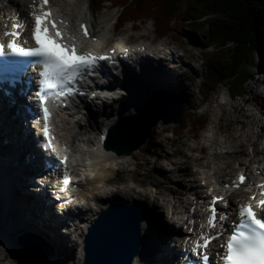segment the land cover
I'll use <instances>...</instances> for the list:
<instances>
[{"label":"bare ground","instance_id":"bare-ground-1","mask_svg":"<svg viewBox=\"0 0 264 264\" xmlns=\"http://www.w3.org/2000/svg\"><path fill=\"white\" fill-rule=\"evenodd\" d=\"M10 1H13V3L16 6H18V8L21 10L23 15H26L27 10L30 7L27 5V3H29L27 0H10ZM64 1L65 0H63V2ZM67 1L70 2V6H73L71 9L73 11V13L71 15L73 17H76V16H81V14H83V16L88 17L93 24L94 33L97 34V37H99L100 40H102L103 42L106 41L108 38L107 33L112 31V29L109 26L110 24L108 22H105L104 27L102 29L103 31L102 30L98 31L97 28H95V23L97 20L93 14H91V16H90L87 12H85L82 7L77 5L78 2H76V0H73V2H71L72 0H67ZM30 3H32V2H30ZM74 11H76V12L74 13ZM132 28H135V25H133ZM124 31H126V30L124 29ZM143 35H145V34H143ZM138 36L141 38L142 35H138ZM128 37L130 39V38H132V35H129ZM137 44L140 47H141V45L147 46L146 52L152 53L153 55L159 54L162 52L163 49L168 48L167 46L163 45V42H160L159 44H156V45H154V44L151 45L148 42H141V43L139 42ZM173 44H174V49H175V53H176L175 56H177L179 58V60L182 62V66L185 67V70L181 71L178 68H176V66H177L176 62L170 63L169 66L163 64L162 69H158V70H156L155 68L153 70L149 66L150 67L149 68V70H150L149 75L151 76L150 78L148 75H142L139 73V71H135V73L138 75V77L141 78L140 83L136 79L137 75H131V73L127 74L126 79L124 81L126 84L131 86V88H132V90L130 92L131 94L128 96H124V95L119 96L116 100H114L115 102L120 101V103L117 104L116 106H114L112 104L109 105L107 103L105 105V108L101 110L100 115H104L105 117H109L108 114L106 116L107 110L109 111L108 113L110 116H114V115H118V114L128 115V114L135 113L136 111L138 112L139 110H141L143 108L144 105H146L148 95H146V94L142 95V92H144L143 90H145V88L147 86L152 87V88L153 87L154 88H160V87L165 88L168 92L174 94L176 97L183 99V97H182L183 94L188 92V90L190 89V86L192 85V80L190 78L191 75H190L189 71H191V70L193 71L194 67L188 62L189 55H187V53H185V51L182 49V47H181L182 45L181 46L179 44L177 45L174 42H173ZM109 47H111V46H109ZM260 60H261V64H262L263 59L260 58ZM148 65H153V63L147 64V66ZM119 86H121V85L119 84ZM218 105L220 106V103ZM263 111H264V108H263ZM9 114H10L9 112H4V110H2L0 108V133L2 136L7 137L8 140H10V139L12 140V143H11L12 146L10 148L11 149L13 148V151H11V150L5 151L6 154H4L3 151L2 152L0 151V157L4 156L2 158V161H4L5 167L7 169L6 174L8 173L7 175L11 178L10 180H8L6 177L0 178V184L1 185L7 184V188H9V186H11L14 182H15V185L17 187L24 185L23 183L26 181L25 178H26V172H27L26 166L28 165V164L24 163V159H23L24 155L26 154V147H28V146H26L27 143L24 142L23 135L20 133V131L17 128L16 123L14 122L13 119H11ZM91 116H92L91 119L89 121H86V123L84 122L82 125L83 127H81L84 129L83 132H81L82 130L77 129L76 125L71 126V125H69L68 122H64L62 124L63 126H66V127L70 128V130H72L71 134L69 135L70 138L67 139V143L69 144L68 146L70 148H72V151H74L75 153H78L80 156V159H78L80 161V166L85 167V170H86V172L84 173V178H87L86 175H87L88 170H90L91 166L97 167V169H99L100 172L103 173V172H106V169L107 170L109 169V166H110L109 164L115 165L114 163L117 160H121V161H119L120 165L118 166L121 169H123V167H122V164L124 165L123 162H127L129 158L136 160L133 165H136V167H137L136 162L140 161L138 159V157H140V152L143 150L145 145L138 150L132 151L129 155H124V156L116 155L113 151L108 150V149L99 150L100 144L98 143L97 136L94 135L95 134L94 131H96V129H98V131H99L98 133L101 132L100 129L98 128V123H100L102 126H104L103 130H105V129L109 130V127H110V124L112 121L110 119L109 121H107L105 123L104 122L105 117H103L102 120H96L94 118V115H91ZM217 119H218V117H217ZM220 119H218V120H220ZM168 126H174V123H169L167 125L157 124L154 126L155 132L159 133V131L163 130V127H168ZM85 135H87V138L89 139V143L91 144L90 147L92 148V151H86L85 152V151L78 149L79 144H77V141H79L80 138L85 137ZM260 139H262V140L264 139V124L262 126L256 127L255 135H253L252 139L249 138V143L254 146L257 156L263 154V151H264V146L263 145L260 146V144H261L259 142ZM233 141H234V143H233V145H231V148L225 150L222 153V156L224 157V156H227L229 154H234L232 156V158H233V160L238 161L239 168L240 169L247 168L246 167L247 164L245 162L239 163L238 157H241V155L243 154V151L240 152V155H238V156L236 155L237 151L240 150L242 147L237 146L236 140L233 139ZM146 142H147V140H146ZM210 142H211V144L219 145V146L222 144V142L219 141L214 136V134L211 136ZM184 143L187 144V141L185 140ZM31 146H32V144H31ZM35 147L37 149H39V147L36 144H35ZM156 147H157V145H156ZM190 148H192L194 150L197 148V146H196V144L192 143V144H190ZM201 150H202V148L200 149L199 152H201ZM162 152H164L162 154V156H161V154H158V153L155 154L156 153L155 152L153 154V160L151 159L152 161L148 160L145 157V161H143L142 164L143 165L150 164L145 172H147V173H149V172L150 173H159V174H161V177H164V178L170 180L171 182H173V183H170L168 185H165L167 187L166 188L167 195H171L172 191H175L177 189L176 180H178V182L187 180L186 179L187 173L183 172L184 169L182 170V166H181L184 162H181V161L179 162L178 160H173V157L177 156L179 153L182 154L183 158H187L188 155L187 154L185 155L183 152H180L179 150L176 151L174 149L171 150L170 152H166L163 149V147H162ZM177 152H179V153H177ZM70 157H71V155H70ZM161 157L162 158L164 157L165 160H169V165H168L169 168L168 169H167V167L164 166V163L163 164L157 163ZM88 158L91 160L88 162H85ZM127 164H129V163H127ZM0 165L2 166L1 159H0ZM228 168H230V163L226 164L225 168L223 167L222 170L224 171V169H228ZM233 169H234V167H233ZM230 170H231V168H230ZM227 171H229V170H227ZM171 173H173L174 177L175 176H177V177L172 178V176L170 175ZM230 173H222V176L228 175ZM105 175H102V176L105 177ZM206 177L209 178L208 176H206ZM210 177L211 178H209V179H212V178L217 179L220 177V175H217V176L212 175ZM204 178H205V176L202 179H204ZM189 179H192V178H189ZM82 180H83L82 177H80L78 182L82 181ZM102 180H105V178ZM196 180L197 179L192 180L193 183L192 182H189L187 184L185 183L187 185V187L189 186L188 188L186 187L185 191H188L189 193L195 194L196 197L200 198V199L207 197V194L210 191H208V192L204 191L206 193V195L202 196V195H198V188L204 187V185L211 186V184L207 185L205 182L203 185H197ZM163 181L156 179L157 183H151L149 186L150 187H160V185H164V184H162ZM163 183H165V182H163ZM1 185H0V187H1ZM178 187L181 188V185ZM0 189H1L0 190V195H1L2 194V187ZM89 189H90V193H92V195H93V199L95 201V203H94L95 206H92L91 204H87V203L81 204L80 199L83 198L82 196L79 197V200L77 198V199H74L73 202H71V204H73V203L77 204L78 216H77L76 222L78 223L80 221L83 224V225L82 224L81 225L76 224L78 226V227L76 226V228H75V230H76L75 232L77 233V236H76L77 240H73L71 247H74V245H79L81 247V245H83L84 231H86L87 228L89 227V225L94 221L95 215L98 214L99 212H101L105 206H108L110 203L115 202V200H113V199H111V201H108V200L110 199L111 194H112V196H113V194H116V191H114L112 189L106 190L107 188L103 187V189H101V190L99 189V191H97V194H96V191L94 189H92V187H90ZM83 190H84V188H83ZM213 190H215V186H214ZM182 191L183 190H181V189L179 191V195H181L180 197H181V202H182L179 214H182L185 212V211H182V209L185 208V206L187 204H189L190 206L192 204H194L192 201L190 203H188L190 201L188 199L191 197L183 195L182 193H184V192H182ZM9 193H10V196L12 197L13 193L11 190ZM145 193L149 194V196L154 200V202L155 201L157 202V199L160 198L159 195H161V190H155L154 194L152 192H145ZM95 195H96V197H95ZM208 197H210V196L208 195ZM5 200L7 201L8 205L5 204ZM8 200H10V198L7 199L5 197V195L2 194L0 196V212H1V215L4 212L3 210H6L8 213H10V210H12V211L15 210L17 212V216L20 217V219L23 221L25 226H28L31 229L33 228L34 230H37V231H35L36 233L38 232V233L42 234L44 236V238H47L49 241H51V243H52L51 245L54 248L56 247L55 249L58 250V251H56L57 254L60 253V254H65L68 256V253L66 252V249L63 245L64 243H63L62 237H64V236L66 237V235H69L70 233L66 232V230L56 231L57 230L55 228L56 222L54 221L56 216L50 215L49 206L46 205L47 206L46 207L42 201L35 202V200H30V198L27 197V198H25V200L21 199V201L19 203L20 209L22 210V212H21L20 209H17V207L10 205L11 202H8ZM21 202H22V204L26 203L24 205V207H22ZM97 203H99L101 205H99ZM174 205L175 204L174 203L172 204L170 199H166V198L162 197V204L160 205L162 207V213L159 214L158 212H153L151 214L150 220H151L152 225H148V223L145 221L141 222L140 232H139L140 247H138L137 256L133 259L131 264H171L172 258L170 256V254H174V251H172L171 249H168V245H169V243H172V241L174 243V240L170 237V235H168L169 234L168 229H172V227H173V225H172L173 222L169 220L170 219L169 212L171 211L172 207H174ZM190 206H188V208H190ZM59 207H60V204H59ZM25 211H27V214H25ZM196 215L199 217H202V214L199 210L196 213ZM188 219L190 220L191 216H188ZM2 220L0 222V244L2 245V246H0V264H1L2 259L4 257H6L9 252H12L13 256L15 255V257L13 258L12 261H15L16 259L20 258L19 260H21L22 263L37 264V263H35L29 259H26L25 257L27 256V254H24L21 250H19L20 254L17 253L15 251V249L17 250V248H18L16 244L14 246L13 245L9 246L8 245L9 242L6 241L7 237L9 236V235H7L9 229L11 230V232H15V234L19 233L21 231L20 225L13 223V221L11 223V221H7L6 218L2 219ZM85 220H86V222H84L85 223L84 224L83 221H85ZM7 223H10V227L3 230V226L6 227L8 225ZM29 223L34 225V227L30 226ZM213 245L215 247H218V243L216 241L213 243ZM153 250L157 251L156 252L157 257H155ZM151 251L153 254L151 253ZM79 256H80L79 264H81V260L83 259L81 251H80ZM55 257H56V254L52 258H50L48 264H52L53 262H55V259H54ZM9 264H12V263L10 262Z\"/></svg>","mask_w":264,"mask_h":264},{"label":"rangeland","instance_id":"rangeland-1","mask_svg":"<svg viewBox=\"0 0 264 264\" xmlns=\"http://www.w3.org/2000/svg\"><path fill=\"white\" fill-rule=\"evenodd\" d=\"M27 1L32 2L34 0H27ZM60 1L61 0H53V4L56 7H58V3H60ZM61 2H63V0ZM76 2H78L77 5L82 7L85 12H87L88 14L92 13L95 16V18L97 20L95 25H96V28L98 31L103 29L105 22H108L110 25H112L114 19L116 18L117 14H118L117 12L120 11V9L118 7L110 8L109 3H107V2L104 3L105 7L103 9H101L100 11H98V10L97 11H89L88 10L90 8L89 7L90 0H76ZM28 4L29 3H27V5ZM183 6H185L184 2L181 3L180 7L182 8ZM72 7L73 6H69V5L63 6L62 10L64 12H66L67 15L70 16L73 13V11L71 10ZM75 12L76 11H74V13ZM134 24L138 28L136 31L131 33L132 39L134 41L135 40L142 41V40H145L146 38H149L151 36L156 35V33L154 32V25H153L151 20L145 21L142 23H134ZM130 25H131L130 23H125L117 32H114L115 36H117L119 34V32L122 33V31H124V29L127 32ZM205 29H206V26L202 27L201 30H197L195 28L183 26V24H181V23H175L171 26L170 30L167 31L163 36H158L159 39H164V38L168 37V40L176 43L177 45L178 44L180 46L182 45L181 46L182 49L185 51V53H187V55H189L188 62L194 67V70H193L194 72L192 70L189 71L190 75H191L190 78L192 80V85H191L192 87L190 86V89L188 90V92L184 93L182 97L185 99V98H188L190 96H193V98L195 99V104L198 105V109L196 111H193L194 116L195 117L206 116L208 119L204 129L201 132H199L198 135L194 136V132L188 131V129L184 130L181 134L174 135L172 133L173 126L163 127V130L159 131V133L155 132V127H154L152 129V133H150V135L147 139V142L144 144L145 147L140 152V157H138V159L140 161L136 162L138 168L136 167V165H133L134 162L136 161L134 159L129 158L127 162H123L124 163V165L122 164L123 169L118 167L120 165L119 161H121V160H117L119 163L117 161H115V163H114L115 165L109 164L110 165L109 169L108 170L106 169V172H103V173L100 172V170L97 169V167L91 166L90 170H88V172H87V175H86L87 178H84V173L86 172V170H85V167L80 166V161L78 160V159H80L79 154L75 153L74 151L71 150L72 151V154H71L72 163L69 166V170L72 173H75V175H77V177L79 179H80V177H82L83 180L81 181V184L83 186H85L87 188L92 187V189H94L96 191V194H97V191H99V189L100 190L103 189V187L107 188L106 190L112 189V190L116 191V194H113V196L111 194L110 199L108 201H110L111 199H115L116 197L119 198V195H121L120 191H122V189H125L126 185L130 181H135L138 184L145 185L146 187L144 188L145 189L144 191L148 192V190H150L149 185L151 183H157L156 179L163 181L166 178L161 177V175L158 173H150V172L147 173V172H145L150 164L143 165L142 163H143V161H145V157L148 160L152 161L153 160V154L155 152H156L155 154L158 153V154H161V156H162V154L164 153V152H162V147L166 152H170L171 150L174 149L176 151L179 150L180 152H183L185 155L186 154L188 155L187 158H183L182 154L177 152L179 154L177 156L173 157V160H178L179 162L180 161L184 162L181 166H182V170L183 169L185 170V171L183 170V172L187 173V177H186L187 180L179 181V182H178V180H176V185H178V184H179L178 186L181 185L180 189L183 191H185V189L187 187L186 184L189 182L193 183L192 180H194V179H197L196 180L197 185H203L205 182L207 185H208V183L210 185V183L213 181V179L211 180L209 178H211L210 176H212V175L215 176V175H220V173L221 174L222 173H230L231 171H232V175L234 174L235 171L232 169L234 166H236L238 164V163H236L237 161L233 160V158H232V156L234 154H229V155L223 157V156H221L220 152H221V150H224V149L227 150V149L231 148V145H233V143H234L233 139L231 140L230 144H228V141H226V139L231 136L234 128L237 127L234 123H230V121L233 118H235V119L239 118L240 113L237 112L236 103L234 101H229V98H228L229 91L227 88V84H224V83H220L217 85L216 89L210 93V96H208L207 101H202V97L200 95V92H201L202 82H203V78L205 76L206 70L204 68V63L202 61L203 58H202V54H201V49H202V44H203V40H204L203 35L205 32ZM143 34H145V36H146L145 39L142 37L141 38L138 37V35H143ZM107 35L111 36L112 33L109 32V33H107ZM260 58L263 59L262 64H261ZM253 67L256 70L259 68L261 70V72L264 73V48L262 49V51H260L259 53H256L254 55L253 65H251L248 68V70L252 69ZM183 68L184 67H182V69L180 68L181 71L183 70ZM262 73L260 76H263ZM253 79H255V78H253ZM253 79H250L248 81V84H249L248 90L251 89V85L254 84ZM256 89H257L255 92L256 94L254 96L261 97V98L264 97V87L260 86L259 88H256ZM143 91H144L143 92L144 94H149L150 93V87L147 86L145 88V90H143ZM247 96H248V92L245 93V97H247ZM228 102H230V103H228ZM119 103H120V101L113 102L112 105L116 106ZM219 103H220V106L218 105ZM237 103L238 104L241 103V100H238ZM246 103H247V105H250V103H252L253 106L256 107L255 105L257 102H255L254 97H253L250 101L247 100ZM259 107H260L259 109L264 108V101L259 104ZM108 112L109 111L107 110L106 116L108 114L109 117H105L104 115L100 116L99 113H95V112L93 113V115H94V118L96 120H102V118L105 117L104 118L105 123L107 121H109L110 119L114 121L119 115L118 114V115L110 116ZM255 116L257 118L258 117L260 118V115L255 114ZM217 117H218V119H220V118L221 119L218 120ZM256 121H258V119ZM79 122H81V121L79 120ZM157 124L160 125L161 123L159 122ZM76 126H77V129L84 131V129L81 128L83 126H80V125H76ZM103 127L104 126H102L100 123H98V128L100 130H102ZM71 131L72 130H70V131L64 133V135H62L63 138L61 139V141L65 142V144L67 142V139L70 138L69 135L71 134ZM96 131H98V129H96ZM58 133L61 134L60 131ZM213 134L219 141L222 142V144L220 146L211 144L210 139H211V136ZM185 140L187 141V144L184 143ZM260 140H259V142L261 143L260 144V146H261L263 142H262V140L261 141ZM192 143L196 144V146H197V148L194 150L192 148H190V144H192ZM155 144L157 145V147ZM201 148H202V150H201V152H199ZM251 151L252 150H250V149H248L245 152L243 151V154L241 155V157H238V158L239 159L243 158L242 162L247 163L246 162V160H247L246 155H251ZM236 155L237 156L240 155V152H237ZM160 159L157 163H160V164L164 163V166L167 167V169H168L169 168V166H168L169 160H165L164 157L163 158L161 157ZM90 160L91 159L88 158L85 162H88ZM127 163H129V164H127ZM228 163H230L231 170H230V168L224 169V171L220 169V167L225 168V165ZM227 170H229V171H227ZM102 175H105V177H103ZM170 175L172 176V178H174L173 173H171ZM204 176H205V178L202 179ZM206 176H208L209 178H207ZM104 178H105V180H102ZM189 178H192V179H189ZM163 182H165V183H163ZM163 182H162V184H164V185H168L170 183H173L168 179L164 180ZM117 185H119L118 188L116 187ZM205 186L206 185H204V187ZM209 188H210V186H209ZM209 188L205 187L204 189L207 190ZM95 197H96V195H95ZM80 200H82L81 204L84 202H87V204H91L92 206H95L93 197H90L88 199L84 198V200H83V198H81ZM97 204H99V203H97ZM99 205H101V204H99ZM98 214H96L94 218L98 217ZM84 222H86V220L83 221V223ZM22 227H25V226L20 225V228H22ZM26 229L27 228H23V230L27 231L28 233H32L35 236L40 237L37 233H34V231L26 230ZM3 230H5V229L3 228ZM84 233H85V231H84ZM6 241L9 242L8 243L9 246H11V245L14 246L15 245L14 235L8 236ZM65 243L71 244L73 242H70V241L66 242L65 241ZM71 245L69 247H67V249H66L68 252L66 263L67 264H79V262H80L79 261V259H80V256H79L80 255V246L74 245V247H71ZM0 246H2V245L0 244ZM15 251L17 253L20 252L18 248H17V250L15 249ZM14 257H15V255L13 256V253L9 252L7 254V256L2 259L1 264H9L10 262L12 264H27V263H22L21 260H19L20 258L16 259L15 261H12ZM29 260L33 261L32 259H29ZM52 264H57V263L53 262Z\"/></svg>","mask_w":264,"mask_h":264},{"label":"trees","instance_id":"trees-1","mask_svg":"<svg viewBox=\"0 0 264 264\" xmlns=\"http://www.w3.org/2000/svg\"><path fill=\"white\" fill-rule=\"evenodd\" d=\"M106 2L122 6L118 25L151 20L161 35L175 23L197 30L206 26L201 49L206 70L202 101L220 83L227 84L232 96L242 93L254 55L264 48V0H90L96 10ZM182 2L185 6L181 8ZM185 100L186 111L172 132L178 135L188 129L196 136L208 119L194 116L198 105L193 96Z\"/></svg>","mask_w":264,"mask_h":264},{"label":"snow or ice","instance_id":"snow-or-ice-1","mask_svg":"<svg viewBox=\"0 0 264 264\" xmlns=\"http://www.w3.org/2000/svg\"><path fill=\"white\" fill-rule=\"evenodd\" d=\"M40 3L46 5L48 0H40ZM48 25H51V33H49ZM19 27L21 25H12L13 29ZM81 28L85 29V25L82 24ZM4 35L18 38L21 33L6 31ZM63 35L65 34L57 27L52 13L44 10L40 14L33 15L31 40L34 41L35 46L23 47L14 40H8L7 43L8 49L13 53L39 58L37 62L41 66V70L39 71V90L36 92V97L39 99L40 109L44 116V126L41 131L49 148H52V145L49 142L48 117L50 113L45 107L46 96L71 95L72 89L69 86L79 75L85 70L90 71L100 60H111L110 57L104 55L78 53L74 45H69L64 41ZM85 35H88L86 29ZM3 48L4 45L0 44V51H3ZM114 130L115 126L112 131ZM103 138L102 136L101 139ZM244 179L243 175L238 177L241 183ZM63 183L65 185L69 183L67 176L63 178ZM233 186L238 185L234 183ZM261 195L264 196V191L261 192ZM219 200H223V197L213 196L209 204L211 215L208 217L207 224L213 228L217 219L215 204ZM258 208L259 211H253L248 203L238 207L239 220L234 222V226L229 229V235L221 245L223 249L220 254L222 264H264V200L258 202ZM218 219L223 222L228 217L224 212H220ZM220 235L222 233L217 231L216 236ZM214 238L211 234L206 238L202 236L203 246L207 248ZM198 247V245L194 246L192 250L195 252ZM202 258L208 259L207 256Z\"/></svg>","mask_w":264,"mask_h":264},{"label":"water","instance_id":"water-1","mask_svg":"<svg viewBox=\"0 0 264 264\" xmlns=\"http://www.w3.org/2000/svg\"><path fill=\"white\" fill-rule=\"evenodd\" d=\"M185 106L184 99L167 90L152 92L141 110L116 118L105 147L116 155H129L146 142L159 121L165 125L178 123L186 111ZM133 218V214L124 213L119 204L99 212L83 235L81 264H131L140 247L139 226ZM14 239L19 250L37 264H48L54 256L48 243L32 233H19Z\"/></svg>","mask_w":264,"mask_h":264}]
</instances>
